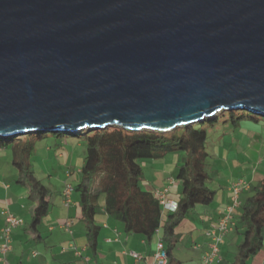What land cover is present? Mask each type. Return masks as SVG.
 Instances as JSON below:
<instances>
[{"label":"water","instance_id":"obj_1","mask_svg":"<svg viewBox=\"0 0 264 264\" xmlns=\"http://www.w3.org/2000/svg\"><path fill=\"white\" fill-rule=\"evenodd\" d=\"M264 117V0H0V137Z\"/></svg>","mask_w":264,"mask_h":264},{"label":"trees","instance_id":"obj_2","mask_svg":"<svg viewBox=\"0 0 264 264\" xmlns=\"http://www.w3.org/2000/svg\"><path fill=\"white\" fill-rule=\"evenodd\" d=\"M262 117V116H260ZM232 120L234 126L244 121L261 122L259 115L246 109L221 110L203 121L177 126L169 131L151 129L129 130L123 126L104 129H85L78 136L86 140L87 155L75 184L87 228L89 248L97 251L101 224L96 215L103 206L109 216L122 222L126 232L140 233L151 241L158 229L167 245L168 264H183L174 256L178 238L176 228L186 213L197 204L212 202L215 190L209 186L213 179L208 168L210 152L207 146L208 127ZM65 136L61 132H31L0 137V148H11L12 163L17 169L16 182L27 186L29 200L35 205L30 220L37 230L42 219L51 211L50 188L40 179L33 167L37 143ZM77 136V137H78ZM181 154L177 169L182 196L176 212H164L163 205L142 186L143 159H163ZM236 228L242 235L236 259L232 264H250L251 257L264 246V177L253 184L249 195L242 200Z\"/></svg>","mask_w":264,"mask_h":264},{"label":"crops","instance_id":"obj_3","mask_svg":"<svg viewBox=\"0 0 264 264\" xmlns=\"http://www.w3.org/2000/svg\"><path fill=\"white\" fill-rule=\"evenodd\" d=\"M241 124L264 129V123L261 122L244 121ZM240 125L232 126L225 132L224 143L222 144V141L219 143L221 154L215 156L216 162L223 163L222 172L226 176L219 178V172L214 170L215 165L208 164L214 179L210 181L214 183L213 190H215L212 202L193 206L187 211L186 218L175 229L178 238L177 246L181 234L188 235L194 252V256L189 255L188 258L192 261L187 260L188 263L178 258L173 252L183 264H198L208 251V231L218 223L221 212L231 202L233 182L239 179H245L248 182L241 196V200H244L249 195L253 184L264 177V136L249 131L245 138L235 137L236 135L233 137L232 135L236 134L235 130L240 128ZM51 138H55L56 142H59V139H62L60 141L62 143L67 141L64 138ZM10 150L11 148H0V237L1 230L6 225V216L3 212L10 210L23 218L22 213L26 210L24 204L18 203L17 188L9 182V180H15L17 173L12 158L10 161V154H8ZM140 162L143 188L154 194L157 190H164L165 187L170 186L169 197L178 202L183 192L177 175L178 166L182 163L181 154H170L163 159H149ZM80 171L81 168L77 170L78 173ZM73 172L68 171L66 177H70ZM67 182L74 186L76 184L70 179H65L63 185L58 188L59 196L55 198L53 204L51 203L50 213L42 219L37 230L31 228V218L28 224L23 218L25 224L13 230L12 250L8 255L12 264H136L131 252H140L144 255L141 264H153L156 244L159 240L164 242L162 229L157 230L151 241H147L140 233L126 232L122 222L109 216L104 210V197L100 200V205L103 207L96 215V219L102 226L97 251L89 248L87 228L81 220L82 207L79 204V193L74 190L73 204L66 206L63 202L62 192ZM34 206L28 207L31 217ZM238 217L239 214L236 215L233 229L223 241L222 258L214 264H232L235 261L236 256L230 262L227 259L230 257L229 249H236L237 254L238 246L242 242V235L236 228ZM68 221L72 222L69 229L65 226ZM0 264L4 262L1 261ZM250 264H264V246L255 256L251 257Z\"/></svg>","mask_w":264,"mask_h":264},{"label":"rangeland","instance_id":"obj_4","mask_svg":"<svg viewBox=\"0 0 264 264\" xmlns=\"http://www.w3.org/2000/svg\"><path fill=\"white\" fill-rule=\"evenodd\" d=\"M259 119L264 123V117L259 116ZM232 126L234 125L232 123V120H230L229 122L218 124L216 128H207L209 132L207 146L209 152L212 154L207 159V162L208 164L215 165L214 170L219 172V178L224 177L226 175L222 172L223 163L219 161L216 162L217 159L215 156H219V154H221V146L219 145V143L221 141L222 144L224 143V134ZM225 127L226 129H224ZM235 131L236 134H233V137L236 135L235 137L238 136L245 138L248 135L249 131L254 134L259 133L261 136H264V129H262V127L257 129L255 127H249L247 125L241 124L240 128ZM61 138H64L67 141H65V143H62L60 142L62 139H59V142H56L55 138H47L39 141L36 147L37 154L33 162V167L36 170L38 178H40L50 188V199L52 204L55 198L59 196L58 188L63 185L62 183L65 181L66 178L70 179V181H72L73 183H77L80 181V173H78L77 170H79L83 166L82 164L84 162V158L87 155L86 140L84 138L79 136L73 137L70 135H65ZM8 154H10L11 161V150ZM11 164L12 163L10 162V165ZM68 171H74L70 177H66V173ZM16 179L17 173L15 180H9V182L13 187L17 188L18 203L24 204L26 206V210L23 211L22 216L28 224L31 218L28 207L33 206L34 204L29 200L28 187L19 184L18 182H16ZM209 186L214 188V183L209 182ZM189 240L190 239L188 235L181 234L178 246L174 249L175 255L178 258L184 259L185 262H187V260L188 262H190L191 258H188L190 254L194 256V252ZM229 251L230 257L227 259L228 262H230L232 259H234V256H236V249L230 248Z\"/></svg>","mask_w":264,"mask_h":264},{"label":"built area","instance_id":"obj_5","mask_svg":"<svg viewBox=\"0 0 264 264\" xmlns=\"http://www.w3.org/2000/svg\"><path fill=\"white\" fill-rule=\"evenodd\" d=\"M248 182L245 179H239L232 184V195L230 197L231 202L226 205L224 210L221 212V217L218 223L208 231L207 237L209 238V249L202 256L201 261L198 264H214L221 256V247L224 243L225 237L233 229L235 223L237 210L242 205L241 196L245 188H247ZM75 187L72 183L67 182L65 188L62 192L63 202L66 206L73 204V192ZM170 186L164 188V190H157L154 195L162 203L164 211L176 212L179 208V202L172 200L169 197ZM6 216V225L1 230V241H0V262L3 261L4 264H12L8 258L10 251L12 250V232L19 226L24 225V220L22 217L15 214L13 211L6 210L3 212ZM71 221H68L65 226L69 229ZM156 249L153 252V264H168L169 255L167 251V246L162 240H159L156 244ZM79 255H82L78 252ZM136 264H141L144 255L140 252L130 253ZM88 260V258H86Z\"/></svg>","mask_w":264,"mask_h":264}]
</instances>
